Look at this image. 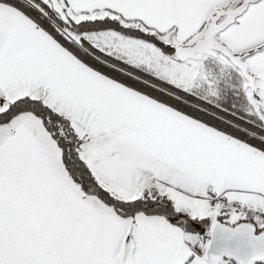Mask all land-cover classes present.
<instances>
[{"label": "snow or ice", "instance_id": "obj_1", "mask_svg": "<svg viewBox=\"0 0 264 264\" xmlns=\"http://www.w3.org/2000/svg\"><path fill=\"white\" fill-rule=\"evenodd\" d=\"M0 264H264V0H0Z\"/></svg>", "mask_w": 264, "mask_h": 264}]
</instances>
